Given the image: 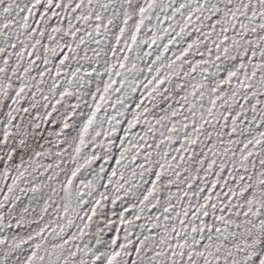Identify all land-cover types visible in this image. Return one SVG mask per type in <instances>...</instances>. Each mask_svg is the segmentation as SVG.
I'll use <instances>...</instances> for the list:
<instances>
[{
    "label": "snow or ice",
    "instance_id": "obj_1",
    "mask_svg": "<svg viewBox=\"0 0 264 264\" xmlns=\"http://www.w3.org/2000/svg\"><path fill=\"white\" fill-rule=\"evenodd\" d=\"M0 264H264V0H0Z\"/></svg>",
    "mask_w": 264,
    "mask_h": 264
}]
</instances>
